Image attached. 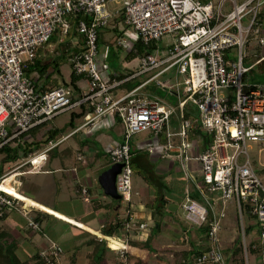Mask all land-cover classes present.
<instances>
[{
	"label": "built area",
	"instance_id": "obj_1",
	"mask_svg": "<svg viewBox=\"0 0 264 264\" xmlns=\"http://www.w3.org/2000/svg\"><path fill=\"white\" fill-rule=\"evenodd\" d=\"M111 2L121 5L114 14L107 10ZM263 7L264 0H0V151L32 142L31 132L36 129L47 139L45 126L63 114L81 113L83 107L88 113L74 134L100 127L105 118H116L122 140L109 149L108 158L123 165L115 185L120 204L127 208L123 223L126 242L98 235L108 247L110 238L122 244L119 250L109 247L111 251L124 258L129 250V232L148 230V224L140 223L133 211L134 150L178 156L185 180L204 200L203 204L192 199L190 187L186 188L181 204L184 220L192 226L208 225L207 247L188 263L182 260L180 264H225L220 238L226 213L224 209L217 212L216 206L221 203L224 207L231 199L236 201L240 219L245 211L256 221L255 240L264 249V165L255 169L247 151V142L264 146V86L244 84L250 71L245 67V50L253 42L264 47V35L260 36L264 26L259 19ZM112 18H121L134 32H128V42L117 40V47H127L128 43L134 52L137 44L152 49L140 56L138 70L122 81L111 79L99 61V32L112 23ZM73 29L81 47L70 55L71 69L75 76L86 79V89L78 95L66 85L41 90L36 76L27 73L29 66L53 35L62 44ZM165 37L171 42L160 49L158 43ZM263 60L261 55L258 62ZM171 72L174 80L160 85L178 97L182 124L177 133L169 130L173 109L140 93L147 84ZM142 75H149L143 84L119 98L111 96L121 82ZM189 108L195 117H185L191 113ZM195 129L209 139L204 151L195 147L192 152L187 142ZM142 132L149 133L152 140L145 149L131 142ZM162 137L167 141L164 145ZM174 137L180 138V144L173 143ZM46 143L43 149L13 162L22 161L0 176V186L10 180L5 186L19 192L22 178L37 173L48 152L60 142ZM86 155L80 152L77 161ZM81 191L87 200V189ZM22 203L0 188V216L13 210L23 213ZM28 227L33 233L41 231L34 219H29ZM39 256L44 264H58L62 248L50 242ZM121 263L126 264L124 259Z\"/></svg>",
	"mask_w": 264,
	"mask_h": 264
},
{
	"label": "crops",
	"instance_id": "obj_2",
	"mask_svg": "<svg viewBox=\"0 0 264 264\" xmlns=\"http://www.w3.org/2000/svg\"><path fill=\"white\" fill-rule=\"evenodd\" d=\"M260 14H263L259 19H260V22L264 26V10L261 11ZM261 35H264V32L260 33V36ZM71 37L73 36L71 35L69 38ZM106 44H109V43L106 42ZM70 45L72 46V48H74V52H75L76 45L77 47H81L80 38H79L78 44H74L70 42ZM251 49L256 50L260 54L261 49L263 50V47L259 48L257 43L253 42ZM135 52L132 51L129 56L131 58L136 57ZM262 52L264 55V51ZM40 55L42 56V51ZM41 58L42 59L44 58L45 65L48 64L50 65V67L48 68L45 76H40V74L37 71L31 74L32 76L34 75L36 76L35 79L37 82V86H39L40 89L42 90L44 87H46L47 84H49V82L54 85L57 84L58 86L66 85L67 82L62 80V78L59 76L60 70L56 68L55 65L52 64L54 61L49 60V58H46V57H41ZM248 58L252 59L254 57L251 58L250 56ZM255 58L256 59L254 60V62H252V64L247 67H250V69H252V68L261 66V68H264V60L263 62L262 61L258 62L259 57H255ZM70 60H71V57H69L68 59V62L70 64V69H71ZM136 70L137 68L132 72H135ZM71 74H72V69H71ZM108 74H109V77L112 79L113 76H126L130 73L124 74V73L117 72V73H108ZM146 76L148 75H142V76L136 77L135 79L125 81L126 82V83L124 82L125 84L121 82L111 92V96L115 99L121 96H124L126 93H128V90L127 91L124 90L126 89L125 86H127L128 84L136 80L140 81V83L143 84L147 80V78H145ZM160 78H162L164 81L172 82L174 80V73L173 72L166 73ZM70 82H71V76H70L69 83ZM151 83L143 87L140 90V93L148 96V94H146L145 88H147ZM77 86L80 90L79 93H82L87 87L86 79L81 77V79L77 82ZM176 98L178 99V97ZM189 110L194 115L196 114L195 111H193L192 109L189 108ZM71 115L72 114H70V116ZM189 118H193V117L190 116ZM70 121H73L72 118H69V123L63 122L62 126H59L55 124V121L53 120L50 124L45 126L43 130L47 129L49 131V129L51 128L52 130H66L65 124H70ZM116 122H117L116 118H105L102 120L100 127L97 126L94 129L89 128L87 132L80 131L74 134L73 132L75 128H78L81 122L78 121L77 123L73 121L74 130L72 132L68 134L59 133L58 138L54 139L53 141L54 142L57 141L60 143L58 144L57 147H55L52 150V151L54 150L55 151L53 152L51 156L49 155L50 152H48L47 154L48 157L46 161L44 162L42 168L37 173H39L40 171H41L40 174L42 175H53L55 173H61L62 179L60 178L56 179L57 184H55L54 182H50L49 186L47 187L46 192H44V185L47 184V181H49V179L46 178L45 183L43 182L44 180L42 182L38 181L34 185H31L32 188H29V187L27 188L26 192H29V196L24 195L22 193L19 194L15 189L13 188L11 189L12 194H15L18 197L22 196L21 198L24 201L23 209H25L26 211H29V210L30 211L32 210V211L29 214L30 217L28 215L24 216L19 211L17 212L10 211L6 213V217L2 221V225H4L3 228L5 227L8 237H11L14 240H17V243L19 240H21V242L25 241V243H30V245L27 244V246L29 247H26V248L23 247V248L26 250H29L30 252L32 251L34 254L38 253L43 248L47 247V245H49L50 242H55L64 249L63 257L61 258V261L58 264H71L70 257H72L73 255L77 257L83 251L87 252V248H90V246L88 245L87 247L85 246V249L82 246L83 242L81 239L84 236H87V233H90L94 236L103 235L101 233V229L104 227L107 221L108 215L111 214L110 218L114 220L115 216L119 214V210L122 207L120 204V207L115 212L114 211V205L116 203L115 202L112 205L113 210H111V212H109L108 209L103 208V206L106 205L104 201L107 199H111V198L106 194L103 186L101 185L100 180L97 181L94 178L93 168L95 166V163L98 162L100 159L102 158L109 159L108 158L109 149H111L117 143L121 142L122 130L118 122L117 123ZM179 124L181 127L182 114L180 111H179V117L175 119V121L173 120L172 123H170V125H172V128L175 129V127H179ZM169 130L170 132H172V130L170 129V126H169ZM179 130L180 129H176L172 133H177ZM197 130L198 129L193 130V132L187 138V142L191 145L192 152H194L195 147L200 149V151L206 150L208 142H209V139L206 136V134L202 132L201 130H198V131ZM77 134H79L82 138H79L77 140V143L79 144L78 145L79 149H77L75 161H77V154H79L80 152H84L87 154L86 157L83 159L84 163H82L83 161H77L78 163H82V165L81 166L70 165L69 167H63L62 169H59L58 163L60 162V160H62L61 155H64L63 152L60 150V146L64 144L66 141H68L71 137ZM148 136L151 137L150 134H148ZM38 137L40 141L45 140V137L40 136V132L38 133ZM172 141L174 144H177V145L180 144L181 142L180 138L178 137H174ZM166 143L167 141L164 139V137H162L161 144L164 145ZM45 144L46 143H42L41 146L45 147ZM132 146L137 147V145H133V144ZM137 151H141V152L137 153ZM145 154H148V158H146ZM156 156L155 157L157 159L160 158L164 160L165 163L157 168H154V166L156 165V164H153L155 163V159L152 158L154 156H151V154H149L148 152L144 150L143 151L134 150V154H133V158L136 159L135 160L136 166H139L140 168H142L141 170H145L147 168V170H149V173L153 174L154 177L164 178V181L167 184L168 191L164 192L163 196H166L167 198H169L170 202H167V203L165 202L163 206L164 208L163 209L160 208L159 210H156L157 204H155L154 201L152 205L150 206L146 204L149 201L143 203L142 199L146 197V195H148V200L150 199L155 200L156 195L154 193V189H152L153 187L146 182L143 174H140L141 179L139 178H138L139 180L133 179V195H132L133 211L139 217L140 223L149 224L153 222L154 220L155 224L152 226V228H150L149 234H147V232H144V233H136L137 235L129 234L128 236L131 240H133V242L140 243V244H144V242H146L149 239L148 244L152 250L150 249L149 251L147 248L143 247L142 245L138 249L133 250V253L136 252V254L141 255L143 258L147 257L146 264H176L177 262L180 263V261H182L183 259L191 258L193 252L198 251V250H204L206 247L205 246L206 245V235L203 233L202 227H197V226H192V225L186 226L185 224L186 222H184L183 220L181 221L176 217V213H177L176 208L179 206V203L184 200V197L182 198V196L180 199L181 201L179 202H175L173 200V198L176 197V194L179 191L178 188H180L179 187V185H181L180 183L184 184L183 187L185 188V190L187 187H190L189 189H191V186H192L190 185V183H187V181L184 178L183 173L181 172L179 168V163L176 161L178 156H174L175 158L174 157H171V158L164 157L163 158L162 155L161 156L156 155ZM60 164L63 166L61 162ZM133 166L134 165H132V167ZM135 168L137 167L134 166L133 171ZM66 175L68 177V180L70 181V186L67 185L68 186L67 190L63 191V189L59 187V184L61 183V181H63V179H65L66 181L67 179L65 178ZM196 178H199V177L197 176ZM26 184H27V180L22 179V186L20 190H22L26 186ZM56 185L58 189L54 188V186ZM83 188L87 189V195H86L87 201L85 200V196L82 194V191H81ZM152 194L154 195L151 196ZM23 196L27 198L29 201H25V198ZM81 201L84 202V204L81 203ZM93 203H95V205H92ZM66 204L67 205L69 204L68 209H65ZM95 206L99 208L96 209L97 207L94 208ZM84 207H86V209ZM64 209L69 210V211H64ZM36 212H37V215L32 214ZM41 213H43L42 214L43 216L48 217V219L46 222L45 221L42 222L41 220V224H40L41 232L40 233H33L29 229L28 223H26L25 225L24 219L26 218L28 219L29 217L30 219L36 220L37 218H39V215ZM46 213L51 214L54 217L48 216ZM121 215H118L119 216L118 218L124 220L125 217H122ZM224 219H223V224H224ZM237 219H239V216L238 218H236L235 224L234 223L232 224L234 225L233 227L232 225L229 224V225H226L225 229L234 228V230L236 229V232H238L237 231ZM67 223L74 225L76 228L67 227L66 225ZM252 224H253V220L249 218L248 225L244 227V235H246V232H247L246 236L250 237L249 243L254 242L257 245V253L255 254L257 256L262 257V261H263L262 264H264V249L260 247L258 242H256L255 240L257 237L256 236L257 228L256 227L251 228V229L249 228L248 230V227H250V225ZM61 225H65L66 227L62 228ZM15 233L19 234V236L21 235L22 238L17 239L16 238L17 236L15 235ZM234 236L236 237V235ZM221 238H222L221 246L226 247L228 251L227 257L230 258L231 253L234 249V246L232 245L234 238H231L230 233L224 232V226L221 232ZM32 239L36 241V243L38 244L36 245V247L38 248H36L35 245L31 246ZM33 243L35 242L33 241ZM128 248H129L128 252H130L129 243H128ZM17 249H18V246H17ZM67 252L69 253L67 259L69 260L66 259Z\"/></svg>",
	"mask_w": 264,
	"mask_h": 264
},
{
	"label": "rangeland",
	"instance_id": "obj_3",
	"mask_svg": "<svg viewBox=\"0 0 264 264\" xmlns=\"http://www.w3.org/2000/svg\"><path fill=\"white\" fill-rule=\"evenodd\" d=\"M120 7H121L120 3L111 2V3H109L107 5V10H108V12L114 14L116 10L120 9ZM260 10L263 11L264 7L261 8ZM113 18H115V16H113ZM113 18H112V23H110L108 27L102 28L100 30V32H99V34H100V38H99V41H98L99 61H100V63L104 64V66H105L104 69H106V71L108 73L120 72V73L128 74V73H131L132 71H134L136 68H137V70L139 68V54L137 52H135V56L136 57L131 58L129 55L132 52L131 51L132 47H130V45L127 43L129 41L128 32H131L132 34L134 32H133V30L128 29V28H126L123 25L121 18H120V20L118 19L119 20L118 23H115V19L113 21ZM115 27H117V29H118L117 33L112 30ZM169 37L163 38L158 43L160 49L163 46H166L168 43L171 42V39ZM121 39H126L127 47L126 46L117 47L116 41L117 40H121ZM66 41L67 42H72L74 44H78L79 38L77 36H73L71 38L66 39ZM106 42L109 43V44H106ZM262 51H264V47H263V50L261 49V53L260 54H259V52H257L256 50H252L251 48L246 49L245 50V54H246L247 58L250 57V56H251V58L252 57H254V58L246 59L245 60V67L250 66L252 64V62H254V60L256 59L255 57H260L261 55H263ZM41 57L49 58V60L55 61L56 64H59L56 67V68H58L60 70V75L59 76L62 78V80L67 82L66 87H70L69 81H70V76H71V69H70V64L68 62V59L63 58L64 57V55H63V46H61L58 43L57 40L55 42H50V44L46 45L43 48ZM148 77H149V75L146 76L145 78H148ZM179 79H180V82H182L184 80V78L182 76ZM162 81H164V80L162 78H159L158 80L152 82L147 88H145V91H146V94H148V97H149V99L151 101H158V102H160L163 105H168V106L172 107L173 114H172V117L170 118V123H172L173 120L175 121V119H177L179 117V111H178V103L179 102H178V99L176 98L177 96L172 94L171 93L172 91L170 89L164 88V87H162L160 85V82H162ZM137 83L139 84L140 81L136 80V81L131 82L130 84L125 86L126 89H124V90L127 91L128 88L130 89V88L136 86ZM244 84L247 85V86L250 85V86H255V87L264 86V68H261V66H260V67H255V68L250 69V71L244 77ZM181 95L183 96V94H181ZM79 114L80 113H78V112H75V114H72L71 116H70L69 113L63 114V115L57 117L54 120L55 124H57L59 126H62L63 122H68L69 123V118H73V121L78 123L79 119H77L76 117ZM65 126H66V130H65L66 134H68V133H70V132H72L74 130V129H72L69 126V124H65ZM180 128H181L180 124H179V127H175V129H173L172 125H170V129L172 130V132L175 131L176 129H180ZM148 134L149 133H147V132H142V133H139L138 135L134 136L132 138V141H131L132 144L133 145H139V146H141V147H143L145 149L147 146L152 144L151 137H149ZM79 138H82V137L79 134H77V135L71 137L68 141H66L64 144H62L60 146V150L63 152L64 155H61L62 160H60V162L63 164V166L60 164V162L58 163L59 164L58 165L59 169H62L63 167H69L70 165L81 166L82 163H84V161L82 163H78L77 161H75V156H76V153H77V149H79V146H78L79 144L77 143V140ZM247 151H248L249 158H250V160H251V162H252V164H253L255 169H259L261 166L264 165V146H262V145H260L258 143L247 142ZM149 154H151V156H154V157L156 156L153 153H149ZM1 156H3V155L0 154V160L2 158ZM154 157H152L153 159H155V163H153V164H156L154 166V168H157V167H159V166H161V165H163L165 163L164 160H162L160 158L157 159L156 158L157 156L155 158ZM162 157L164 158L165 156H162ZM20 162H22V161H20ZM20 162L17 163V164L16 163H12V164H8V165H4L0 161V173H2V172L6 173L8 171V169L11 170V168L17 166L18 164H20ZM122 166H123L122 164L111 162L109 159L102 158L98 162L95 163V166L93 168L94 178L97 181L100 180V175H101V173L103 172V170L105 168L114 167V168L118 169V168L121 167V170H122ZM2 170H4V171H2ZM134 171H135V173L133 175V179L134 180L141 179V176H140L141 173L138 172L137 168H135ZM40 172L36 173V174H27L26 176H24V178H22V179L23 180L26 179L27 180V184L22 190L19 189V192L24 194V195H28L29 196V192H26L28 187L32 188L31 185H34L38 181L42 182L44 180L43 182L45 183L46 182V178H48L49 181H47V184L44 185V192H46L47 191V187L49 186L50 182H54L55 184H57L56 179H59V178L62 179L61 178V173H55L53 175H42V174H40ZM115 173H116V171H115ZM65 178H67L66 181H65V179H63V181H61V183L59 184V187L62 188L63 191H66L68 186H70V181L68 180L67 175L65 176ZM2 183L4 185H6L8 183L10 184V180L4 181ZM180 184H181L182 187L184 186L183 183H180ZM54 188L58 189L57 185L54 186ZM153 195L154 194H152L151 196H153ZM179 199H181V195H180V193H177L176 197H174L173 200L175 202H179ZM25 201H29V200L27 198H25ZM111 201H112V199H107V200L104 201V203L110 207ZM147 201H149V202L146 203V204H148V206H150V205H152L154 200L153 199L148 200V195H146V197H144L142 199V202L145 203ZM81 203L84 204V202H82V201H81ZM68 206H69V204L68 205L66 204L65 205V209H68ZM22 207H23V203H22ZM121 207L122 208H120L119 214H117V215H121L122 214L121 216L125 217L127 208L124 207L123 205H121ZM84 208L86 209V207H84ZM65 209H64V211H69V210H65ZM222 209H224V211L226 213V217L224 219V224H223L224 232L230 233L231 234V238H234L235 237L234 235H237L238 232H240L241 240H242V248H243L242 255L244 257L245 264H262V262H263L262 261V257L261 256H257L256 254L253 255L251 253L252 252L251 249L252 250L255 249V248H253L254 243L251 245V243H249L250 237L246 236V235H243L242 230L239 229V227L241 228L240 223H239L240 217H239V219H237V231L238 232H236V229L234 230V228H226L225 229L226 225H229V224L232 225L233 223L235 224L236 218H238V216H239V214H238V212L236 210V201L234 199H231V200H229L226 203V205L224 207H223V205L221 203H218L217 206H216V211L219 212ZM111 210H113V207L111 208ZM13 211L17 212V210H13ZM31 211L30 210L29 211L24 210L23 213L25 215L23 213L22 214L24 216L28 215L30 217L29 214H30ZM176 212H177L176 213V217L179 220H181V221L183 220L184 222H186L184 220V216L182 215L183 213H182V211H180L179 207L176 208ZM32 214H36L37 215V212L36 213H32ZM42 214L43 213H41L39 215V218H40V220H42V222L43 221L46 222L48 217H45ZM123 214H125V215H123ZM29 217H28V219L25 217L26 218V219H24L25 220L24 221L25 225H26V223H28V221L30 219ZM119 220H122V219H119ZM240 221L242 223V226L246 227L248 225L249 217L245 213V211L243 212V216H242V219H240ZM122 222L124 223L125 219L122 220ZM154 224H155L154 220H153V222L148 224V230L146 231L147 234L150 233V228H152V226ZM185 224H186V226L190 225V223H187V222ZM3 226L4 225H2V221L0 220V230H1V228L5 229V227L3 228ZM61 226H62V228L66 227L65 225H61ZM233 226L234 225H232V227ZM136 233H137V231H135V230H131L129 232V234H131V235H134ZM15 235L17 236L16 237L17 239H21L22 238L21 235L19 236V234H17V233H15ZM124 235H128V233L124 232ZM94 237L97 238V240L100 242L99 238H101V237L94 236V235H92L90 233H87V236H84L81 239L82 242H83L82 246L84 247V249H85V246L87 247V243L91 242ZM115 237H117V239L123 240V242H126V239L123 236V228H122V230L120 229L115 234ZM220 239L222 240V238H220ZM19 241L17 243L18 244L17 245L18 249L16 250V253L21 258V260H28L34 253L32 251L30 252L29 250H26L24 248L29 247V246H27V244L30 245V243H25V241L21 242V240H19ZM33 241L35 243H33ZM104 242H105L104 245L106 247V251L104 252V254H105L104 255V259H105V261H107V264H122L121 260H123V259L125 260L126 264H129L128 263V255H126L124 258H122L120 256V254L110 250V248L107 245L108 242L106 240H104ZM130 242H133V240H131L129 238L128 239V243H130ZM225 242H226V240H225ZM34 245L36 247V245H38V244L36 243L35 240L32 239L31 246H34ZM36 248H38V247H36ZM27 249H29V248H27ZM149 249H151V248L149 247ZM245 249H246V252H245ZM92 250H93V248L91 246L90 248H87V252L83 251L77 257H75L74 255L72 257H70V261H72V259L73 260L75 259L74 264H91L92 263V256H91ZM222 250H223L222 252H223L225 261H227L228 258H229V257H227V252L228 251H227L225 246H222ZM68 255H69V253L67 252L66 253V259H67ZM67 260H69V259H67ZM29 264H31V263H29Z\"/></svg>",
	"mask_w": 264,
	"mask_h": 264
},
{
	"label": "trees",
	"instance_id": "obj_4",
	"mask_svg": "<svg viewBox=\"0 0 264 264\" xmlns=\"http://www.w3.org/2000/svg\"><path fill=\"white\" fill-rule=\"evenodd\" d=\"M262 15L263 14H260L259 16L261 17ZM118 19L120 20V18L115 19V23H118V21H119ZM112 30L116 33L118 32L117 27L113 28ZM75 34L76 33L74 32V29H73L72 36H75ZM68 38L69 37H66L65 41L62 44H60L61 46H63V55H64L63 58H65V59H69L70 55L74 52V48H72V46L70 45V42L66 41V39H68ZM99 38H100V36H99ZM56 40H57V36L53 35L50 42H55ZM75 49L79 50V47H77V45H76ZM135 50L139 54V56H141L145 52L146 53L150 52L152 49L147 50L142 44H137L135 46ZM40 54H41V52L38 54L37 58L35 59L34 64L29 66L30 68L27 70L28 74H32L33 72L37 71L40 74V76H45V74L47 73V70L50 67V65H48V64L45 65L44 58L42 59L40 57L41 56ZM262 62H260V63H262ZM52 64L55 65V67H57V65H58L55 63V61ZM133 73L134 72H132L126 76H113L112 79L122 81L125 78L130 77ZM80 79H81V77L75 76L74 73L72 72L70 86L73 88L76 95H78V93L80 91L78 86H77V82ZM140 84L141 83H139V84L137 83L136 86H134L130 89L128 88V92L132 91L133 89L138 87ZM55 87H58V85L57 84L54 85V84H51L49 82V84H47L46 87H44L42 90H51ZM87 113H88V109L86 107H83L82 112L76 118L79 119V121L81 122ZM190 116L195 117V115L193 113L185 115V117H187V118H189ZM72 120H73V118H72ZM69 126L72 129H74L73 121H70ZM39 132H40L39 129H36V130L31 132V138L33 140L32 142H26L25 141V142H23L22 145L18 144L15 147H8L7 146L4 149H2L0 151L1 155L4 154V157L0 160L2 162V164L8 165L9 163H13V162L19 161L21 159H24L28 155V153L36 151L37 148H38V150H40L42 148V146H41L42 143H46L47 141L54 140V139L58 138L59 133L63 134V133H65V130H52V128L49 129V131H47L48 137L44 141L39 140V137H38ZM54 151L51 150L49 155L51 156ZM139 152H141V151H137V153H139ZM131 154H132V165L137 167L138 172L144 175L146 182L148 184H150L154 189V193L156 195L154 203L157 204L156 210H159L160 208L163 209L165 202L166 203L170 202L169 198H167L166 196H163V193L168 191L167 184L165 183L164 178L154 177L153 174L149 173V170H147V168L145 170H141L142 168H140L139 166H136V163H135L136 159L133 158L134 151ZM145 156H146V158H148V154H145ZM2 171H4V170H2ZM1 175H3V172L0 173V176ZM198 179H200V178H195L196 181H198ZM179 187L180 188H178L179 189L178 193H180V195L183 198L185 196V188L182 187L181 185H179ZM190 195H191L192 199L198 201L199 203L202 202L204 204L203 198L198 194L194 185L191 186ZM179 201H180V199H179ZM115 202L116 201L112 200L110 207L108 205H105V206H103V208L108 209L109 212H111L112 205ZM181 204H182V201L179 203V206H178L180 210H181ZM92 205H95V203H93ZM96 207L97 206H95L94 208H96ZM98 208L99 207H97L96 209H98ZM47 215L54 217L51 214H47ZM5 217H6V213H3V215L0 216V220L3 221L5 219ZM110 217H111V214L108 215L107 221H106L104 227L101 229V233L104 236L114 237L115 234L120 229L122 230V228H124V225H123V222L121 220H119L118 215L114 218V220L111 219ZM249 218H251V217L249 216ZM54 219H56V218H54ZM251 219L253 220V224L250 225V227H248V230H249V228L250 229L255 228V227L257 228L256 221L253 218H251ZM35 221L39 225L41 224L40 218H37ZM66 225L69 228L70 227L76 228L72 224L67 223ZM202 231L205 235L207 234V232H208V225L207 224L202 226ZM40 232H37V233H40ZM246 235H247V232H246ZM257 235H258V233H257ZM111 239H113V238H111ZM148 240L146 242H144V244H140V243H136V242H130L129 243L130 252L127 253L129 264H146V258L147 257L143 258L141 255L136 254V252L133 253V250L138 249L142 245L143 247L147 248L150 251ZM206 242H207V237H206ZM104 243H105L104 241L99 242L97 240V238H95V237L93 238V240L91 242L87 243L88 246H90V247L92 246V248H93V250L91 252V256H92V263L91 264H107V261H105V259H104V255H105L104 252L106 251V247H105ZM253 243L254 242H252L251 245ZM17 245H18L17 240H14L13 238L8 237L5 229L0 230V264H29V263H31V264H44L42 259L39 256V252L41 250L38 253L33 254L28 260H21V258L16 253ZM232 245L234 246V249L231 253L230 258H228V260L225 261V264H245L244 257L242 255L243 248H242V240H241L240 232H238V234L234 238ZM254 245H255V243H254ZM109 247L112 248L113 250H116V245L114 243H112L111 241H110ZM206 247H205V249H206ZM221 249H222V246H221ZM204 250L195 251L192 253L191 258H187V259H183V260H186V262L188 263L191 259H193L194 256L198 255L201 251H204ZM251 251L250 252L252 254L257 253L256 249H254V250L251 249ZM63 254H64V250L62 249L61 258L63 257ZM60 261H61V259H60ZM74 262H75V259L74 260L72 259L71 264H74ZM177 264H180V263L177 262Z\"/></svg>",
	"mask_w": 264,
	"mask_h": 264
},
{
	"label": "water",
	"instance_id": "obj_5",
	"mask_svg": "<svg viewBox=\"0 0 264 264\" xmlns=\"http://www.w3.org/2000/svg\"><path fill=\"white\" fill-rule=\"evenodd\" d=\"M116 171V173H115ZM121 171L120 168H114V167H108L103 170V172L100 175V182L103 186L106 194L114 201H116L114 205V211L116 212L117 209L120 207V197L117 194L116 190V178L118 173Z\"/></svg>",
	"mask_w": 264,
	"mask_h": 264
},
{
	"label": "bare ground",
	"instance_id": "obj_6",
	"mask_svg": "<svg viewBox=\"0 0 264 264\" xmlns=\"http://www.w3.org/2000/svg\"><path fill=\"white\" fill-rule=\"evenodd\" d=\"M7 181V180H6ZM0 188L2 189V190H5L6 192H8L9 194H11L12 196H14L15 198H18L19 200H21V201H23L22 200V198L21 197H18V196H16L15 194H12V192H11V189H12V187H9V186H5V185H3V186H0ZM16 190V189H15ZM17 191V190H16ZM18 192V191H17ZM19 194H21L20 192H18ZM23 204H24V201H23ZM25 210V209H24ZM112 243H114L115 245H116V250H119L120 248H122V244L119 242V241H116V240H114V239H109Z\"/></svg>",
	"mask_w": 264,
	"mask_h": 264
}]
</instances>
